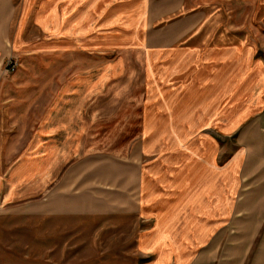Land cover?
I'll list each match as a JSON object with an SVG mask.
<instances>
[{
    "label": "crops",
    "instance_id": "0c3cea01",
    "mask_svg": "<svg viewBox=\"0 0 264 264\" xmlns=\"http://www.w3.org/2000/svg\"><path fill=\"white\" fill-rule=\"evenodd\" d=\"M254 4L253 0H45L32 7L30 0L19 6L16 0H0V77L1 64L10 53H17L19 43L27 54L92 55L97 26L107 37L112 25L122 21L132 31L126 41L151 59L147 70H152V89L157 92L141 110L135 149L142 165L136 184L128 189L120 167L107 178L119 190L122 211L130 205L143 224L136 238L143 256L140 264H218L224 221L231 217H251V264H264V66L254 59L251 46L225 44L251 42L249 18L236 19L228 12L251 10ZM54 42L55 49L49 50ZM41 43L47 44L45 51ZM94 80L88 69L82 80L88 94L96 90ZM79 83L67 82L77 97L68 99L70 109L61 116L49 114L48 101L42 98L38 115L0 113V122L5 123L0 139L2 133L9 137L6 145L0 141V147L7 146L5 153L23 155L0 169V215L16 203L25 209L34 205L46 218L104 213V194L97 205L95 171L81 168L93 162L87 144L90 124L97 119L94 104L92 115L81 114L88 97H80ZM163 90L167 92L160 93ZM21 99L0 98V111H9L6 107ZM255 121L262 128L243 130L232 156L219 162L224 148L202 132L215 125L237 137L243 122ZM248 137L251 154L262 153V161L259 157L255 162L253 156L254 161L245 165L240 143ZM257 139L263 141L261 152L254 144ZM250 174L251 195L240 197L241 182ZM37 179L39 198L32 201V182ZM133 188L135 205L128 195Z\"/></svg>",
    "mask_w": 264,
    "mask_h": 264
},
{
    "label": "rangeland",
    "instance_id": "374dc122",
    "mask_svg": "<svg viewBox=\"0 0 264 264\" xmlns=\"http://www.w3.org/2000/svg\"><path fill=\"white\" fill-rule=\"evenodd\" d=\"M21 1L16 0L17 6ZM41 1L45 0H30L32 7ZM253 1L255 4L251 10L228 12L236 19H240L242 15L251 19H248L251 24V42L236 40L226 41L225 44L251 46L255 53L254 59L262 61L264 66V0ZM50 6V11L55 12V5ZM108 32L109 35L104 36L103 29L97 26L95 53L92 55L82 51L77 55L65 54L60 57L53 52L48 56L41 55L39 51L27 54L19 43L16 45L17 53H10L1 64L0 98H22L6 107L9 111H0L4 115H38L42 108L39 106L42 98L48 101L46 109L49 114L61 116L60 114L70 109L66 107L68 99L77 97V90H68L67 82H81L80 97H88L87 105L83 107L81 114L92 115L91 105L94 104L97 119L95 123L90 124L91 136L87 144L93 162L81 168L89 173L95 171L97 205L99 197L104 194L105 211L96 215L46 218L40 215L38 207L34 205L25 209L16 203V207L7 209L5 214L0 215V264H140L143 260L136 246L138 231L143 224L137 220L130 205L126 208L127 212L122 211L120 199L116 195L119 190L110 184L107 178L114 177L120 167L128 189H132L136 184V174L142 165L138 151L141 110L146 104L145 101L157 90L152 89V70H147L151 59L143 55L142 49L133 47L131 42L126 41L132 34L126 23L122 21V24L112 25ZM36 36L38 39L39 36ZM242 38V35L239 36V39ZM41 45L42 51H45L47 44ZM182 45L184 41L178 46ZM210 46L215 47V43ZM48 48L55 49V42ZM11 65L15 67L12 72L9 71ZM88 69L92 71L96 83V90H90V94L82 83ZM154 72L157 75V71ZM162 92L166 93L167 90L160 93ZM240 108H243V105ZM3 124L5 123L0 122V126ZM261 125L256 121L243 122L237 137L224 134L221 128L215 125L202 133L213 138L218 146L224 148V153L218 156V161L226 162L239 145L236 139L244 134L243 130L261 129ZM7 133H2L1 144H8ZM249 138L251 137L242 138L240 143L245 148V165L251 164V161H254L252 157L255 156L251 154L252 140ZM256 141L254 144L257 143V149L258 145L260 146L258 152H261L263 141ZM135 143H138L136 149ZM256 148L254 147L253 151L257 152ZM0 149V169L8 168L13 161L23 156L18 153H5L7 146ZM255 157V162H259V157L262 161V153L256 154ZM176 161L174 157L173 162ZM249 178L251 174L241 182L240 197L251 195V184L247 185L251 181ZM32 186L31 200L35 201L39 198L38 179L33 180ZM108 191L111 192L110 196ZM135 192L136 188H133L128 194L130 203L132 201L134 205L136 197L132 196ZM107 200H110L111 205H107ZM225 220L223 244L222 249L218 251L217 263L251 264V217H231Z\"/></svg>",
    "mask_w": 264,
    "mask_h": 264
},
{
    "label": "built area",
    "instance_id": "2783aa9c",
    "mask_svg": "<svg viewBox=\"0 0 264 264\" xmlns=\"http://www.w3.org/2000/svg\"><path fill=\"white\" fill-rule=\"evenodd\" d=\"M9 67H10V68H9V71H10V72L14 71V68H15V67H14L13 65H11V66H9Z\"/></svg>",
    "mask_w": 264,
    "mask_h": 264
}]
</instances>
